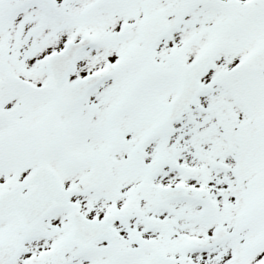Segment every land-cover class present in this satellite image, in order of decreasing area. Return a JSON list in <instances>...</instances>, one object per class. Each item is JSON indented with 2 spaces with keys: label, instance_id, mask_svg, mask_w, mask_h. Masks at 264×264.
<instances>
[{
  "label": "snow or ice",
  "instance_id": "6c2138e0",
  "mask_svg": "<svg viewBox=\"0 0 264 264\" xmlns=\"http://www.w3.org/2000/svg\"><path fill=\"white\" fill-rule=\"evenodd\" d=\"M0 264H264V0H0Z\"/></svg>",
  "mask_w": 264,
  "mask_h": 264
}]
</instances>
